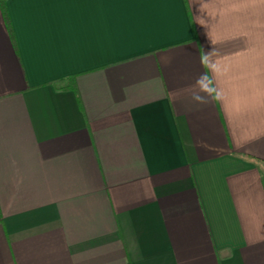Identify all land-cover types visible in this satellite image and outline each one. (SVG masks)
<instances>
[{
  "label": "crops",
  "instance_id": "crops-1",
  "mask_svg": "<svg viewBox=\"0 0 264 264\" xmlns=\"http://www.w3.org/2000/svg\"><path fill=\"white\" fill-rule=\"evenodd\" d=\"M6 7L0 264H264V0Z\"/></svg>",
  "mask_w": 264,
  "mask_h": 264
},
{
  "label": "clouds",
  "instance_id": "clouds-1",
  "mask_svg": "<svg viewBox=\"0 0 264 264\" xmlns=\"http://www.w3.org/2000/svg\"><path fill=\"white\" fill-rule=\"evenodd\" d=\"M211 43L214 46L215 42L211 41ZM200 63L205 70L197 77L195 84L190 89L192 99L203 105L222 102L224 93L219 81L227 71L225 62L218 55L215 47H212L201 53Z\"/></svg>",
  "mask_w": 264,
  "mask_h": 264
},
{
  "label": "trees",
  "instance_id": "trees-1",
  "mask_svg": "<svg viewBox=\"0 0 264 264\" xmlns=\"http://www.w3.org/2000/svg\"><path fill=\"white\" fill-rule=\"evenodd\" d=\"M0 9H1V12L3 14L7 29L9 30V32H10L12 38H13L14 35H13V30H12V27H11L10 19H9V16H8V12H7L6 0H0ZM71 80L72 79H70V81Z\"/></svg>",
  "mask_w": 264,
  "mask_h": 264
}]
</instances>
